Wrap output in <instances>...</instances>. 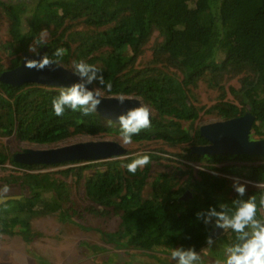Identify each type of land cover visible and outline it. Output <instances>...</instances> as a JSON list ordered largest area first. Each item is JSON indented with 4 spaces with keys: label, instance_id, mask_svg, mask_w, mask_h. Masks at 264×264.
Segmentation results:
<instances>
[{
    "label": "trees",
    "instance_id": "16d2710c",
    "mask_svg": "<svg viewBox=\"0 0 264 264\" xmlns=\"http://www.w3.org/2000/svg\"><path fill=\"white\" fill-rule=\"evenodd\" d=\"M36 1L30 27L25 29L23 15L29 7L28 0H0V29L6 24L8 35V41L0 42V48L15 55L10 66L0 67V77L4 70L20 65L23 53L28 52L29 44L37 38L38 14H41L51 29L44 53L53 57L57 48L64 47L67 52L60 58L62 65L73 66L83 59L98 67L106 81H111V91L106 87L101 89L104 95L124 93L141 98L154 108L151 127L134 135L133 141L162 139L170 144H188L183 147L187 160H209L208 170L194 171L188 164V170H181L187 176L182 183L175 181L170 172L159 173L149 180L151 162L138 168L135 174L128 171L130 162L118 160L106 169L95 170L83 183L85 196L98 206L122 212L120 230L107 233L108 239L123 248L146 251L157 247L194 246L199 252L209 248L207 237L212 224L206 225L196 213L209 206L218 207L220 202L231 207L232 200L238 198L237 193L230 196L233 176L264 181V155L210 156L193 152L192 146L208 143L200 127L193 133L181 130L177 135L167 129L162 118L172 116L180 121L197 118L191 87L207 72L220 88H225L224 74L245 73L240 87H231L237 102L221 100L211 110L223 120L251 112L255 116L254 133L264 137V0ZM78 20L89 28L86 36L82 31L68 33L65 22ZM154 30L163 39L151 47V59L143 62L145 45ZM77 39L78 44L74 46L72 42ZM139 60L142 62L138 63ZM166 66L177 71L172 73ZM59 91L36 83L12 84L0 78V136L48 145L77 134L113 131L120 134V125L113 126L114 121L104 124L99 112L82 117L81 113L66 109L63 116L55 115L52 100ZM12 157L0 150V164L10 160L23 168L36 166L16 162ZM239 161L246 163L239 164ZM50 165L54 164H44ZM85 167H79L80 175ZM147 186L150 194L145 197ZM30 187L32 195L16 200L22 208L32 210L42 204L49 213L61 209L63 193L59 185L43 178ZM47 189L54 192V197L44 200L42 191ZM253 194L259 200L264 191L247 185L243 199ZM2 206L1 203L0 228L8 232L24 219L7 216ZM258 216H264V209L258 211ZM221 239L226 246L234 241L235 234L232 232ZM212 249L213 254L216 247Z\"/></svg>",
    "mask_w": 264,
    "mask_h": 264
},
{
    "label": "rangeland",
    "instance_id": "374dc122",
    "mask_svg": "<svg viewBox=\"0 0 264 264\" xmlns=\"http://www.w3.org/2000/svg\"><path fill=\"white\" fill-rule=\"evenodd\" d=\"M28 3L27 12L23 15L25 29L30 27L29 21L33 16V9L37 1L28 0ZM40 15L38 14V33L36 36L38 37L41 31L47 30L48 40L51 36V29L47 27V21L42 19ZM65 25L69 34L82 31V35L86 36L88 33L89 28L80 20L66 21ZM5 26L6 24L1 25L0 42L8 41ZM162 39L163 37L160 36L158 30L152 32L148 43L145 45V54L141 58L143 62L151 59V47ZM78 41L79 39L72 42L73 45L76 46ZM14 57V54L0 48V67L4 69L10 66ZM141 60L138 63L142 62ZM68 68L73 70L72 64ZM167 69L172 73L177 71L174 67H167ZM244 75L245 73L234 72L224 74L222 84L225 88H220L212 82L211 76L207 72L196 85L191 87L195 93L191 101L197 107V118L193 121H180L172 116H165L162 121H165L167 129L176 132L177 135L181 133V130H188L193 133L196 128L204 124L223 120L211 108L221 100L237 102L231 87L239 88L241 78ZM144 104L151 109V114L155 115L154 108L145 102ZM103 123L109 125L108 119L104 118ZM117 123L113 126H119V123ZM253 136L260 138L255 133H253ZM88 140H112L120 143V134L114 131L97 135L77 134L62 142L48 145L22 141L15 136H0V150H4L12 156L15 152H21L24 148L40 149ZM184 145L188 144H170L162 139L132 140L131 144L124 146L126 148L125 154L108 160L76 161L69 164L66 162L50 166L35 164L34 168L19 167L10 161L0 164V189L4 185H8L10 188L7 195L10 198L2 203L4 214L19 216L24 219V221H19L9 228L10 231L8 232L0 228V264H176V261L171 257V252L175 248L157 247L146 251L134 247L123 248L110 241L107 233H115L120 230L122 212L114 210L113 207L105 209L87 199L83 183L95 170L106 169L109 165L115 164L114 160L131 163L137 154H148L150 156L151 177L149 180H153L159 173L170 172L174 174L175 181L182 183L187 176L181 170L184 168V170H188V164L196 171L202 168L208 170L207 164L209 163L207 159L187 160L183 154ZM244 163L246 162L239 161V164ZM80 166H86L81 175L78 170ZM67 169L71 170L65 172L64 170ZM236 177L233 176L232 178L235 179ZM43 178H47L55 186L59 185V190L63 193L62 207L57 212L49 213L45 209V205L42 204L32 210H27L22 208L16 201L32 195L31 183H35L40 179L43 181ZM239 178L241 181L246 182L250 188L254 184L249 180ZM235 193L236 191L233 188L230 196ZM149 194L150 187L147 186L144 196L147 197ZM189 195L191 194L189 193ZM42 196L44 200H48V198L54 197V192L49 189L43 190ZM229 235L230 230L225 231L224 237ZM224 247L225 245L221 239L218 242L216 252H213V254L210 252L213 250L212 247L199 251L202 264H216L217 260H220L222 264Z\"/></svg>",
    "mask_w": 264,
    "mask_h": 264
},
{
    "label": "clouds",
    "instance_id": "9594fccd",
    "mask_svg": "<svg viewBox=\"0 0 264 264\" xmlns=\"http://www.w3.org/2000/svg\"><path fill=\"white\" fill-rule=\"evenodd\" d=\"M47 36V30H43L29 44L28 52L39 58L24 56L23 62L26 68L37 71L47 68L50 71H55L62 67L60 58L67 52L64 47H59L53 52L54 58L50 57L47 52L41 55V49L48 42ZM73 73L78 77V80L61 88L59 95L52 100L54 113L57 116H63L66 109L79 112L82 117L89 116L97 112L102 103L104 93L101 89L105 87L108 91L112 89L111 81L105 80L103 72L83 59L74 63ZM93 84L96 86L89 87ZM111 98L116 99L120 105L130 99L124 93H119ZM150 115L151 109L142 103L119 114L117 121L121 129L120 143L122 146L131 144L134 135L151 127ZM108 123H112L111 118ZM150 162L148 154H137L127 165V168L129 172L135 174L138 168H143ZM255 186L264 191V181L257 182ZM233 188L238 194V198L232 200L231 207L225 202H220L218 207L209 206L207 209L198 211L196 216L206 225L214 224L218 229L231 230L235 234L234 241L224 247L222 264H264V216H258V211L264 209V194L260 195L259 200L254 194L243 199L247 192V184L241 183L239 177L234 179ZM9 192V186L4 185L0 189V199H5ZM214 244V238L209 235L207 245ZM171 257L176 261V264H202L201 253L194 246L176 247L171 252ZM216 264H221V261L217 260Z\"/></svg>",
    "mask_w": 264,
    "mask_h": 264
},
{
    "label": "water",
    "instance_id": "95a60500",
    "mask_svg": "<svg viewBox=\"0 0 264 264\" xmlns=\"http://www.w3.org/2000/svg\"><path fill=\"white\" fill-rule=\"evenodd\" d=\"M41 50V55L45 51ZM34 57L33 54L25 52L21 63L15 69L9 71L11 74L4 75L1 79L12 84L36 83L47 87L63 88L78 80L73 70L62 65L55 71L45 68L42 71L28 69L24 66L23 57ZM8 73V72H7ZM95 87V85H89ZM112 96L104 95L98 111L103 118L118 122L121 112L130 107L144 104L138 97H130L123 105H120ZM152 114L150 115V119ZM255 116L246 111L244 115L225 120H219L204 124L200 127L201 134L207 138L208 144L193 146L192 150L199 154H251L264 155V137L253 136V124ZM126 148L117 141L112 140H88L72 144H66L48 148H24L21 152L14 154V159L27 164H63L69 161H98L108 160L125 154ZM185 197V196H184ZM10 197L0 199V204ZM186 199V198H185Z\"/></svg>",
    "mask_w": 264,
    "mask_h": 264
},
{
    "label": "flooded vegetation",
    "instance_id": "af4514ba",
    "mask_svg": "<svg viewBox=\"0 0 264 264\" xmlns=\"http://www.w3.org/2000/svg\"><path fill=\"white\" fill-rule=\"evenodd\" d=\"M25 53V52H24ZM24 53H23V55H24ZM22 59V58H21ZM21 61V60H20ZM18 67V66H17ZM16 68V67H15ZM15 68H13V69H15ZM13 69H10V70H6V71H4V72H6L4 75L6 76V75H9V74H11V72H9V71H11V70H13ZM8 72V73H7ZM3 73V72H2ZM245 114V113H244ZM243 114V115H244ZM242 116V115H241ZM239 117V116H238ZM206 144H208V143H206ZM194 146H198V145H194ZM193 147V146H192ZM193 151V150H192ZM20 152V151H19ZM193 152H196V151H193ZM16 153H18V152H15L14 154H16ZM196 153H198V152H196ZM14 154H13V159H14ZM15 160V159H14ZM10 161V160H9ZM16 162H19V161H17V160H15ZM8 162V161H7ZM10 162H12V161H10ZM22 163V162H21ZM27 164V163H26ZM250 182H252V183H254V184H252L253 186H255L256 185V183L257 182H253V181H250ZM187 194V193H186ZM186 194H185V197L184 198H186ZM224 234H225V231H223V229H218V228H216L215 226H214V224H212V228H211V232H210V234L209 235H211L213 238H214V240H215V244L214 245H212V246H209V247H216V249H217V246H218V242H219V240H221V238H223V236H224ZM230 235H232V231L230 230Z\"/></svg>",
    "mask_w": 264,
    "mask_h": 264
},
{
    "label": "bare ground",
    "instance_id": "6f19581e",
    "mask_svg": "<svg viewBox=\"0 0 264 264\" xmlns=\"http://www.w3.org/2000/svg\"><path fill=\"white\" fill-rule=\"evenodd\" d=\"M115 123H116V122H115ZM117 124H118V123H117ZM117 124H116V125H117Z\"/></svg>",
    "mask_w": 264,
    "mask_h": 264
}]
</instances>
